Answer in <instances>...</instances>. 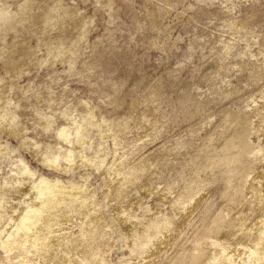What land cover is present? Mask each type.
Here are the masks:
<instances>
[{
  "label": "rangeland",
  "instance_id": "1",
  "mask_svg": "<svg viewBox=\"0 0 264 264\" xmlns=\"http://www.w3.org/2000/svg\"><path fill=\"white\" fill-rule=\"evenodd\" d=\"M262 220L264 0H0V264H264Z\"/></svg>",
  "mask_w": 264,
  "mask_h": 264
},
{
  "label": "bare ground",
  "instance_id": "2",
  "mask_svg": "<svg viewBox=\"0 0 264 264\" xmlns=\"http://www.w3.org/2000/svg\"><path fill=\"white\" fill-rule=\"evenodd\" d=\"M107 185V184H106ZM117 187H118V185H117ZM76 188H77V190H81V187H78V186H76ZM37 190H38V192H39V198L37 199V201L34 203V205L31 207V208H33V210H29L28 211V213L27 214H25V217L22 219L23 221H26V223L27 222H29V223H27V224H35V225H39V224H36L38 221H36V220H38V218L40 217V214H41V212H42V210L44 209V205H45V203H46V201L48 202L50 199H51V196H50V194H51V188H50V185L48 184V185H46V182L44 183V181H42L38 186H37ZM62 190V189H61ZM114 190V189H113ZM117 190H118V188H117ZM108 191H111V190H108ZM62 192H63V190H62ZM61 192V193H62ZM70 191H65V193H66V196L67 197H69L68 195H71L70 193H69ZM112 192V191H111ZM116 192V191H115ZM115 194H117V193H115ZM111 195V194H110ZM113 196V195H112ZM115 197V196H114ZM117 198V197H116ZM178 205V204H177ZM262 205V204H261ZM177 207V206H176ZM193 207V206H192ZM244 207V206H243ZM246 207V206H245ZM244 209V208H243ZM243 211V210H242ZM247 213V212H246ZM243 214H245V213H243ZM242 215V214H241ZM248 217V216H247ZM259 217V216H258ZM240 217H238V219H239ZM244 218V217H243ZM249 218V217H248ZM260 218H261V216H260ZM236 219V218H235ZM244 219H246V217L244 218ZM256 219H258V218H256ZM262 219H263V217H262ZM261 220V219H260ZM257 221V220H256ZM238 222V221H237ZM243 222V221H242ZM244 222H246L245 220H244ZM243 222V223H244ZM26 223H24V222H22L21 223V225H20V227H22L23 229H25V228H27L26 227ZM254 223H256V222H254ZM253 223V224H254ZM239 224V223H238ZM257 224V223H256ZM256 224H254V226L256 225ZM262 224H263V226L261 227V229H260V234L259 235H257V240H256V242L254 243V244H252V242H250L252 245L251 246H248V251H249V253L251 254V256L255 259V260H257V261H262V259L264 258V246L263 245H261L263 242H261V244H260V239H264L263 237H264V220H262ZM244 225H246V224H244ZM259 225H261V224H259ZM253 226V227H254ZM20 227L18 228V229H20ZM236 227V226H235ZM239 227V226H238ZM250 227H251V225H250ZM258 227V226H257ZM256 227V229L258 230V228ZM234 228V227H233ZM237 228V227H236ZM242 229V228H241ZM244 229H245V227H244ZM243 229V230H244ZM247 229V228H246ZM249 229H253V228H249ZM248 229V231H250V233H251V230H249ZM255 229V228H254ZM253 229V230H254ZM236 230V229H235ZM235 230L233 231V232H235ZM240 230V229H239ZM238 231V230H237ZM241 231V230H240ZM247 231V230H246ZM255 231V230H254ZM254 231H252V232H254ZM255 232H257V231H255ZM235 234H236V232H235ZM238 234V233H237ZM248 234V233H247ZM249 235V234H248ZM256 235V234H255ZM231 236V235H230ZM250 236H252V235H250ZM254 236V235H253ZM252 236V237H253ZM259 236V237H258ZM228 238H230V237H228ZM253 240V239H252ZM255 240V239H254ZM225 241H227V240H225ZM251 241V240H250ZM262 241V240H261ZM223 242V241H222ZM231 242H233V241H231ZM231 242H229L230 244H231ZM248 242H249V240H248ZM224 243V242H223ZM223 243L221 244V251L218 253V255H213L214 257H211V258H213L212 259V261H208V262H213L214 263V261H215V263L214 264H217L218 262L219 263H221V264H227V263H231V262H234L235 260H237L236 259V256L234 255V253L236 254V252H234V253H232L231 252V250L228 252L227 251V249L225 248L226 246H224L223 245ZM244 243V242H243ZM249 243V244H250ZM46 244H48V242L46 241L45 242V245ZM237 244V243H236ZM229 244H227V246H228ZM235 245V244H234ZM233 245V246H234ZM247 245V244H246ZM236 246V245H235ZM242 246H245V245H242ZM241 246V247H242ZM230 247V246H229ZM232 248H234V247H232ZM245 248H247L246 246H245ZM229 249H231V248H229ZM228 249V250H229ZM232 251H233V249H232ZM236 251V250H235ZM218 261V262H217ZM217 262V263H216ZM264 262V261H263ZM218 263V264H219ZM235 263H237V262H235ZM210 264V263H209ZM239 264V263H238Z\"/></svg>",
  "mask_w": 264,
  "mask_h": 264
}]
</instances>
